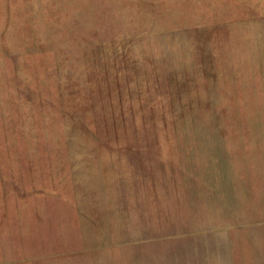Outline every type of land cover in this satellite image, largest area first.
I'll list each match as a JSON object with an SVG mask.
<instances>
[{
  "label": "rangeland",
  "instance_id": "rangeland-1",
  "mask_svg": "<svg viewBox=\"0 0 264 264\" xmlns=\"http://www.w3.org/2000/svg\"><path fill=\"white\" fill-rule=\"evenodd\" d=\"M0 264H264V0H0Z\"/></svg>",
  "mask_w": 264,
  "mask_h": 264
}]
</instances>
